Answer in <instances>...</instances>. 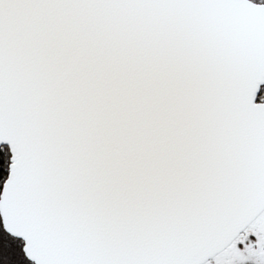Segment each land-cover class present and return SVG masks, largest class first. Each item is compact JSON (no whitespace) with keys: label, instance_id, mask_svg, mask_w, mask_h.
<instances>
[{"label":"snow or ice","instance_id":"snow-or-ice-1","mask_svg":"<svg viewBox=\"0 0 264 264\" xmlns=\"http://www.w3.org/2000/svg\"><path fill=\"white\" fill-rule=\"evenodd\" d=\"M0 264H264V0H0Z\"/></svg>","mask_w":264,"mask_h":264}]
</instances>
